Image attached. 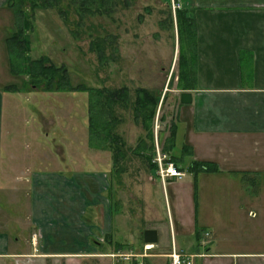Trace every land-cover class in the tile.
Segmentation results:
<instances>
[{"label": "crops", "instance_id": "0c3cea01", "mask_svg": "<svg viewBox=\"0 0 264 264\" xmlns=\"http://www.w3.org/2000/svg\"><path fill=\"white\" fill-rule=\"evenodd\" d=\"M184 2L195 26L194 80L180 90L190 93V102L175 103L174 147L165 152L177 157L174 165L183 175L161 182L148 166L142 188L161 195L165 223L145 198L143 229H155L156 242L144 252L141 232L133 245L139 257L134 253L121 264H165L171 244L191 255L192 264H264L263 219L252 221L256 214L250 209L261 203L264 180V0H180L179 6ZM13 25L10 0H0V28ZM6 84H0V264H83V255L122 252L112 235L111 170L99 161L96 172L70 170L60 160L65 148L59 147V161L54 159L48 132L31 146L26 137L39 135L37 118L16 116L17 101L12 117L17 126L12 133L8 126L3 130L2 109L9 103L2 98L14 93L2 89ZM21 123L29 124L28 130L22 131ZM191 161L210 166L193 174L187 170ZM197 176L209 177L201 182ZM199 187L206 194L210 189L201 214ZM89 210L95 213L92 222L86 219Z\"/></svg>", "mask_w": 264, "mask_h": 264}, {"label": "rangeland", "instance_id": "374dc122", "mask_svg": "<svg viewBox=\"0 0 264 264\" xmlns=\"http://www.w3.org/2000/svg\"><path fill=\"white\" fill-rule=\"evenodd\" d=\"M21 2V8L24 10L20 20L23 30L21 46L25 57L23 66L19 64L20 60L13 58L14 63L20 66L18 69L21 72L17 74L10 73L4 42L15 30V26L13 25L11 30L9 27L0 28V84L13 83L21 89L12 90L14 93H8L2 98L3 102L9 103L2 109L3 119L6 121L3 130L8 126L12 133L17 126L12 120L13 103L17 101V105L21 107L15 106L16 116L27 117L29 114L37 118L36 131L39 135L34 140L31 136V139L26 137L31 146L37 139H43L44 133L48 132L46 139L49 143L50 138L52 139L54 159L59 161L55 155L57 149L65 148L60 160L70 170L76 166V172L80 175L96 172L95 161L102 163L107 170L110 169L111 180L113 183L116 181L115 202L111 215L112 235L119 241L121 249L123 248L118 249L122 251L120 253L133 252L132 256L135 253L136 257H139L140 250L133 245L139 242L141 230L146 225L147 217H144L142 210L145 198L157 209L164 223L165 208L156 189L147 194L144 187L142 188L144 175L148 173L149 165L145 156L149 155L147 150L150 142L140 122L133 119L131 101L136 88H144L159 97L150 129L153 146L156 144L160 149L169 132V123L173 119L175 103L181 92L177 84L178 40L172 0H109L102 4L84 3L85 7L80 10L76 8V0H59L56 5L51 2L49 6L39 3L31 6L29 0ZM176 2V8H179L180 0H174V3ZM61 10L65 13H61ZM183 48L182 52L186 57L189 50L188 47ZM42 55L57 66L64 65L72 85L81 83L109 89L122 86L127 88L128 106L123 108L114 105L112 108L115 117L112 120V131L122 142H117L120 145L117 155L110 151L113 144L110 147L103 139H90L89 97L86 92L45 91L41 88L42 85L33 86L34 83L28 77L26 63L27 60ZM94 111L96 107H93ZM21 125L24 126L22 131L28 130L26 128L29 124ZM139 138L142 142L138 144ZM140 144L144 145V148H140ZM46 160L48 161L47 158ZM48 163L37 161L38 165ZM208 177L197 176L195 180L204 182ZM248 179L246 176L242 178L243 181ZM209 191L210 189L206 194V188H198L199 214L204 212ZM213 192L218 197L221 195L218 188ZM259 193L261 203L250 207L256 214L251 220L263 219L260 222L264 226V180ZM244 208L245 215L248 206L245 205ZM90 210L86 211L85 215L89 217L86 219L92 222L95 213ZM83 256V264H121L123 261L119 256ZM148 261L150 264H156L154 260Z\"/></svg>", "mask_w": 264, "mask_h": 264}, {"label": "trees", "instance_id": "16d2710c", "mask_svg": "<svg viewBox=\"0 0 264 264\" xmlns=\"http://www.w3.org/2000/svg\"><path fill=\"white\" fill-rule=\"evenodd\" d=\"M10 0V5L13 8L14 15V26L15 30L11 35L5 38L6 51L8 53V65L11 74H17L21 72L15 63V60H20L23 66V60L25 55L23 54L22 48V26H21V16L23 9L21 8L22 0ZM59 0H29V5L35 6V3L39 5H54ZM109 0H76L77 9L84 8L87 3L97 2L102 4ZM184 1V0H183ZM85 3V4H84ZM179 8L174 10V19L176 26V34L178 40V75L177 84L178 88L183 89L193 83V68L191 66L193 62V48H194V35L195 26L194 19L188 12V9L184 4ZM60 11V8L57 7ZM61 13H65L61 10ZM184 45V46H183ZM183 47H188L189 55L185 57L182 50ZM101 53L100 51H98ZM14 58V59H13ZM26 70L30 81L36 85H42L41 88L45 91H55V90H65V91H84L89 97V115H88V128L90 139L100 140L103 139L111 147L110 150L113 155H117L120 145L117 142H121L120 137L112 131V120L115 119L113 115V106L119 105L126 108L128 105L127 98V88L122 86L116 89H109L106 87H91L84 84L72 85L68 79L67 69L64 65H55L47 57L38 56L37 58H32L27 60ZM16 86L13 83L6 84L2 87L3 90L12 91L16 90ZM134 98L131 101V108L133 119L140 122L143 129L146 131V136L149 139L148 154L145 159L148 165L154 169L155 164L151 161L154 154L152 130L150 129L151 122L154 119L155 111L157 109L159 97L152 94L150 91L144 88H136L134 90ZM93 107H96V111L93 112ZM109 118V119H108ZM101 135L103 137H101ZM174 135H175V125L173 121L169 123V132L164 138L161 144V151L167 152L174 147ZM101 141V140H100ZM141 138L138 139V144L141 143ZM122 143V142H121ZM140 148H144V145L140 144ZM184 152L186 151L182 147ZM168 153V152H167ZM169 159L176 165L177 157L172 154L169 155ZM210 164L204 161H191L187 166L188 172L196 173L198 171H205L209 168ZM130 264H136L134 261Z\"/></svg>", "mask_w": 264, "mask_h": 264}, {"label": "built area", "instance_id": "2783aa9c", "mask_svg": "<svg viewBox=\"0 0 264 264\" xmlns=\"http://www.w3.org/2000/svg\"><path fill=\"white\" fill-rule=\"evenodd\" d=\"M172 8L178 7V3H174L172 0ZM151 161L155 164L154 172L161 182L166 181V179L174 178L180 179L183 173L174 165V163L169 159V156L161 151L156 144H154V154ZM153 247L151 243H145L142 246V250L148 251ZM114 256H119L121 260L128 261L132 254L118 253L113 254ZM145 255V253H142ZM133 257V256H132ZM166 262L165 264H192V256L183 252L176 250L171 244L169 251L165 254ZM136 264H143L142 261H138Z\"/></svg>", "mask_w": 264, "mask_h": 264}, {"label": "water", "instance_id": "95a60500", "mask_svg": "<svg viewBox=\"0 0 264 264\" xmlns=\"http://www.w3.org/2000/svg\"><path fill=\"white\" fill-rule=\"evenodd\" d=\"M178 100L180 103L190 102V93L188 91H181L178 94ZM142 240L144 243L154 244L156 242V230L153 228H145L142 231Z\"/></svg>", "mask_w": 264, "mask_h": 264}]
</instances>
